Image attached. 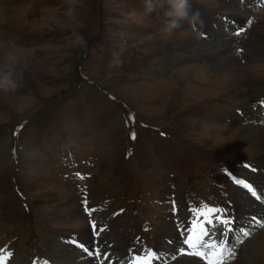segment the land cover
Instances as JSON below:
<instances>
[{
  "label": "rangeland",
  "instance_id": "rangeland-1",
  "mask_svg": "<svg viewBox=\"0 0 264 264\" xmlns=\"http://www.w3.org/2000/svg\"><path fill=\"white\" fill-rule=\"evenodd\" d=\"M230 1L189 0L197 29L185 20L165 35L167 0L150 13L145 0H0V68L13 56L20 76L0 90V255L11 248L19 264L61 256L59 238L90 229L83 199L102 204L95 220L114 218L117 264H140L121 244L154 247L160 220L184 201L232 215L247 171L264 177V2ZM190 36L225 48L186 47ZM231 58L241 78L213 71ZM251 186L255 215L237 213L230 264H258L236 241L264 223L263 186ZM101 232L75 247L93 257Z\"/></svg>",
  "mask_w": 264,
  "mask_h": 264
},
{
  "label": "bare ground",
  "instance_id": "bare-ground-1",
  "mask_svg": "<svg viewBox=\"0 0 264 264\" xmlns=\"http://www.w3.org/2000/svg\"><path fill=\"white\" fill-rule=\"evenodd\" d=\"M236 1L238 2L239 0H231L230 2L235 3ZM224 7H225L223 8L224 10L232 11L231 12L232 15L231 17H229L230 19H235L237 22L238 21L240 22L239 16H237L235 12H233L234 5H228ZM185 43H186V47L198 46L199 51H204L205 49H212V48L214 50L217 49V51H220L222 48H225L222 42H220V44L219 43L216 44L214 42H203L202 39L196 38L195 36L187 37ZM212 68L214 72L220 73L221 71H224L229 76H232V73L234 74V72H237L236 76L239 75V77L241 78V75L243 74L242 66L239 63H237V61L234 60L233 58L228 59V60H224V59L219 60L212 64ZM240 78H238L239 81H240ZM239 81L238 80L236 81L237 84ZM236 82H234L233 84H236ZM247 172H248L247 174L248 178L246 182L251 185H259V187L262 188L263 183H264V177L259 176L260 177L259 178L257 174H252L249 171ZM262 175H263V172H262ZM233 197L234 199H236L234 200L236 201V205H234L233 208L231 209L233 215L236 216L237 213L244 214L242 213L244 211L246 212L245 215H247L248 217H253L255 215L254 212L247 214L250 211L251 212L254 211L253 208H251V203H250L251 200L253 199V195L252 193L249 195L247 193V190L243 187V185L240 186L236 194L233 193ZM237 201L238 202L241 201V203L237 204ZM190 205H192L190 204V202L184 201L182 204V208L178 210V214L175 215L176 219L175 218L174 219L178 220V218L181 217L182 209L186 211L188 210L191 212L192 208L190 207ZM191 217H192L191 213H187V216L184 217L183 219L184 221H187ZM174 219L171 215H168L160 220V224L157 227L156 241L153 247L154 251H153V256H152L151 261H155V264H204L201 261V259H199L195 255L194 257H192L193 255H190V254H187L188 256H190L189 258L179 257L178 259L173 260L177 255L181 253V250H184V252H186L185 247L179 246V244L181 243V237L179 236V233L177 234L176 231H174V229L172 228L171 222H173ZM178 222L180 221L178 220ZM261 223L259 224V226H256L254 224L249 225L250 231L247 230V234L242 235V237H240L241 239L236 240L242 243L241 245L243 247L245 256L247 258L249 257L250 259L252 258L258 264H264V223L263 225ZM107 224H108V232L104 231L105 233H107L105 237V239H107V242L104 243V245H102L101 243L100 244L95 243V245L99 247L100 249L99 251L101 253L100 258L103 259L105 264H117L119 261L123 259V256H119L118 249L114 251L115 253H113V251L110 250V249H113V250L115 249L114 247H112V244H111L112 241L109 240V238L113 236V230L115 227L114 218H110L109 221H107ZM261 225H262V228L258 229ZM75 240L81 243H86V244L89 243V241L93 243L91 229L89 228L88 230L83 229L80 232L75 233L74 235L63 236L62 238H59L57 240L58 241L57 246L59 247V250L62 252V254L59 257H54L53 261L50 260V262L52 264H97L96 262L97 259L95 257H92L91 254H86L84 251L80 250L78 246L75 247L74 245ZM167 240L169 241V244ZM163 241L165 242L163 243ZM158 245L160 247H158ZM85 247L90 248V246H87V245ZM120 248H121V251L125 254L126 256L125 258L129 259V256L127 253H128V249L130 248V243H122ZM231 250L232 252L233 251L235 252V246H233ZM11 251L12 249L9 248V250H7L4 253L5 257L7 256L8 264H19V260H17L15 257H12ZM233 256H234V253L229 255L227 251V257L224 258V264H230V261ZM24 260H27V257H24ZM50 262H48L47 264H51ZM124 264H127V263H124Z\"/></svg>",
  "mask_w": 264,
  "mask_h": 264
},
{
  "label": "clouds",
  "instance_id": "clouds-1",
  "mask_svg": "<svg viewBox=\"0 0 264 264\" xmlns=\"http://www.w3.org/2000/svg\"><path fill=\"white\" fill-rule=\"evenodd\" d=\"M169 5V12L167 15L170 19L166 20L164 23V27L161 29V32L165 35H171L174 30L180 28L181 22L188 20L192 22L195 17L198 15L197 13H192L190 16L189 13V0H167ZM155 7V3L153 0H145V11L151 12ZM77 42H84V38L82 36H76ZM116 59L114 63L119 64L120 60L118 58V54H113ZM15 58L13 56H9L10 63L3 68H0V90L11 91L18 87L20 76L17 69L14 66Z\"/></svg>",
  "mask_w": 264,
  "mask_h": 264
},
{
  "label": "snow or ice",
  "instance_id": "snow-or-ice-1",
  "mask_svg": "<svg viewBox=\"0 0 264 264\" xmlns=\"http://www.w3.org/2000/svg\"><path fill=\"white\" fill-rule=\"evenodd\" d=\"M239 34V33H237ZM243 183V182H241ZM243 187L250 191L253 196H256L257 193L252 189V186L248 183H243ZM259 198V197H257ZM212 211H219L218 209H208L206 212H201V217L204 220L203 225H199V237L197 238V243L194 245H190V247L196 249L193 252H189L190 255H197L201 259H204L206 261V264H224V254L227 250L229 255H231L232 250L228 248L226 242H221L220 240H217L215 242L204 241V237L210 235V230L213 227H218L219 224H223L225 228L228 227V225L231 223L228 219H220L218 224L214 225V220L211 217ZM231 230L230 228L228 229ZM185 244H189V240L184 241ZM81 247H83L81 245Z\"/></svg>",
  "mask_w": 264,
  "mask_h": 264
}]
</instances>
